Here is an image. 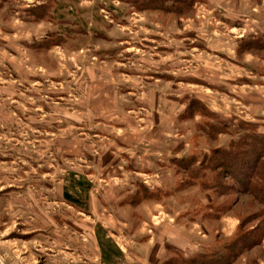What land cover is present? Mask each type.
Returning a JSON list of instances; mask_svg holds the SVG:
<instances>
[{
  "label": "rangeland",
  "instance_id": "rangeland-1",
  "mask_svg": "<svg viewBox=\"0 0 264 264\" xmlns=\"http://www.w3.org/2000/svg\"><path fill=\"white\" fill-rule=\"evenodd\" d=\"M260 36L264 0H0V264H211L255 232L262 206L206 166L264 136Z\"/></svg>",
  "mask_w": 264,
  "mask_h": 264
},
{
  "label": "trees",
  "instance_id": "trees-1",
  "mask_svg": "<svg viewBox=\"0 0 264 264\" xmlns=\"http://www.w3.org/2000/svg\"><path fill=\"white\" fill-rule=\"evenodd\" d=\"M155 8L171 11L170 7ZM240 47L243 51H262L264 50V36L242 41ZM224 130V127H220V135L227 134ZM207 169L214 173L215 186L220 177V186H216L220 188V195L227 196L230 194V189L226 190L222 183V180L229 178L234 181L239 193L242 196L251 197L262 206L264 213V136L244 134L235 141L231 140L225 147L214 151L213 157L206 166ZM226 209L227 207L221 206L220 213ZM259 216L260 214L255 218ZM254 230L255 232L250 231L252 233L249 234L238 230V234L232 240L198 256L199 261H206V263L210 262L211 264L216 262L218 264H232L239 255L261 242L264 237V221ZM163 264H170L169 260Z\"/></svg>",
  "mask_w": 264,
  "mask_h": 264
},
{
  "label": "crops",
  "instance_id": "crops-1",
  "mask_svg": "<svg viewBox=\"0 0 264 264\" xmlns=\"http://www.w3.org/2000/svg\"><path fill=\"white\" fill-rule=\"evenodd\" d=\"M72 176H73V181H72V189L74 190V192L75 193H77V194H79L80 193V190L82 189V185H80V183L81 182H79L78 181V179L77 180H75L74 178L76 177V175H74V174H71ZM88 182V181H87ZM90 183V182H89ZM89 183H87L89 186H90V184ZM69 185L67 186V185H65V187L63 188V193H62V196H63V200H64V202L63 203H65L66 205H69V206H72V207H77V209H78V206H77V204L75 203V201L72 199V197H71V193L68 191V189H67V187H70V182L68 183ZM87 188H89L88 186H87ZM85 194H86V192H85ZM86 198L88 199V197L86 196ZM87 201H85V203H86ZM88 206H86V209H85V212H87V210L89 209V207L87 208ZM78 210H80V212H82L83 213V211H81V209L79 208ZM88 212H89V210H88ZM87 216H90V215H87ZM101 230V229H100ZM32 235V234H31ZM74 236V235H73ZM105 236V235H104ZM57 237V236H56ZM104 239H103V241H102V239H98V237H97V235H95L94 236V241H95V244L98 246V249L100 250V255H101V258L102 259H104V260H106V258H105V252H104V243L105 242H108V243H110V247L112 248V249H114V254H115V256H117L118 258L119 257H121V255L123 254V252L122 251H120L119 249H118V247L111 241V239H109V238H107L106 236L105 237H103ZM26 239V238H25ZM73 239H74V237H73ZM27 241H28V239H27ZM29 242V241H28ZM153 254H159V251L158 250H146L143 254H141V256L142 257H147V260H148V257L150 256V255H153Z\"/></svg>",
  "mask_w": 264,
  "mask_h": 264
}]
</instances>
